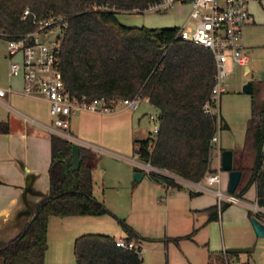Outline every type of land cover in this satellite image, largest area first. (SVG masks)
I'll use <instances>...</instances> for the list:
<instances>
[{
  "label": "trees",
  "instance_id": "obj_1",
  "mask_svg": "<svg viewBox=\"0 0 264 264\" xmlns=\"http://www.w3.org/2000/svg\"><path fill=\"white\" fill-rule=\"evenodd\" d=\"M158 0H0V31L18 35L33 28L22 18L28 8L38 16L61 14L69 25L61 44L60 68L65 85L79 99L95 97H147L157 112L158 132L134 141L140 161L198 181L211 167V137L217 127H226L218 113L205 110L216 72L211 52L177 35L178 26H127L118 11H142ZM251 111L244 143L232 150V168L241 172L233 195L242 197L255 184L256 201L264 206V81L252 82ZM7 125L0 121V132ZM72 141L51 134L48 168L49 193L40 202L19 233L0 246V264H44L47 229L52 216H101L110 214L104 200L94 194L92 170L98 155L79 145V164L73 168ZM148 177L161 184L183 188L163 173ZM191 194L196 192L190 191ZM229 202L207 209L216 219ZM262 219L261 212L249 213ZM119 222L137 246L115 244L106 233H83L74 238L75 264H142L140 240L145 238L124 220ZM179 237L173 238L177 240ZM247 260L239 264H249ZM239 253L224 252L216 264H229ZM191 264V263H185Z\"/></svg>",
  "mask_w": 264,
  "mask_h": 264
},
{
  "label": "crops",
  "instance_id": "obj_2",
  "mask_svg": "<svg viewBox=\"0 0 264 264\" xmlns=\"http://www.w3.org/2000/svg\"><path fill=\"white\" fill-rule=\"evenodd\" d=\"M253 9L248 6L252 21L245 27H250L254 23ZM188 21L189 14L185 23ZM164 24L178 26L175 23ZM244 46L247 47L245 44ZM0 69L4 71L5 77L0 87L9 88L5 95L0 97V121L7 125V130L0 132V245H2L19 233L35 208L48 196L51 133L45 128L50 121L47 100L22 94V78L8 74V60L5 54L0 57ZM125 109L127 108L110 112L80 110L76 112L78 114L76 119H73L76 114H72L69 129L76 138L75 142L95 151L98 158L101 157L98 150L115 152L117 149L127 148L130 145L129 132L132 128L130 116L132 115L119 113ZM217 155L218 152L215 150L213 159ZM219 164L220 162L216 166L211 164V167L217 170ZM92 175L94 180V168ZM145 175L144 173L142 178ZM220 175L223 182L224 176L222 173ZM226 179L227 173L225 181ZM144 185V221L149 223V218L152 220L158 216L166 224V238L179 237L177 240L173 239L179 246L180 241H188L185 242L184 247L180 246L181 259H176L172 264L188 262L197 264L196 260L205 259L207 264L211 262L216 264V259L225 252L227 247L237 246L248 249L252 245L256 248L262 246L256 244L259 236L254 232L250 222L249 213H255L251 208L255 199L250 202L239 197L241 202L236 205L246 206L247 212L241 206L236 207H240V212L235 211L233 207L223 208L216 219L208 220L206 208L217 204L213 192L200 191L191 194L186 188L167 190L161 183H156L149 177ZM225 186L227 188V184ZM99 191L100 188H94V194L101 198ZM148 208L151 209L149 214H147ZM109 210L112 212L111 209ZM262 215L263 218L260 221L264 223V213ZM103 216H52L48 223L47 239L50 255L53 256L48 263L45 260L44 264L52 262L65 264L72 253L74 238L88 233L85 224L91 219H98L95 223L99 224L101 229L95 231L99 233L110 234L115 238L127 236L122 226L117 222V224L107 222L106 218H99ZM145 222L144 230L135 224L127 223L145 238L140 240L141 247L143 241L145 246L157 244L160 241L159 237H149L148 230H152L153 225ZM236 222L242 226L238 230L234 228ZM107 223L109 229H103L104 225H108ZM203 228H206L205 232H201ZM262 248L264 249L263 246ZM246 260L247 254L243 252L239 253L238 257H232L230 263L239 264ZM142 264H144L143 258ZM165 264H169L167 260Z\"/></svg>",
  "mask_w": 264,
  "mask_h": 264
},
{
  "label": "built area",
  "instance_id": "obj_3",
  "mask_svg": "<svg viewBox=\"0 0 264 264\" xmlns=\"http://www.w3.org/2000/svg\"><path fill=\"white\" fill-rule=\"evenodd\" d=\"M175 2L190 5L189 23H184L177 30V35L185 41L206 47L215 61L214 84L210 99L204 105L206 111L217 113V98L223 91L222 78L229 74L228 66H247L249 55L242 40V31L252 21L248 10L249 0H158L148 4L144 11H165ZM143 11V10H142ZM30 18L33 28L18 35H8L0 31V39L5 41V57L8 60V74L22 78V94L41 97L48 102L50 121L45 128L51 133L72 142L76 138L69 132L70 116L80 110L92 112H110L120 108L135 109L148 98L135 94L132 97H95L90 101L79 99L65 85L60 68V51L69 22L61 14L38 16L26 8L22 18ZM6 90L0 87V97ZM147 119L155 121L151 131L152 138L158 132L159 122L156 114L147 113ZM218 129L211 137L212 150H217L220 157V139ZM211 153L210 161L213 159ZM141 170L163 173L173 182L192 192L211 191L216 197L217 206L223 202L238 203L240 198L221 188V168L206 173L202 179L191 181L165 169L152 166L148 162H138ZM170 190L167 184H162ZM214 185V186H212ZM254 212L264 213V206L257 204L256 198L251 204ZM117 246L133 249L137 243L133 239L116 238Z\"/></svg>",
  "mask_w": 264,
  "mask_h": 264
},
{
  "label": "rangeland",
  "instance_id": "obj_4",
  "mask_svg": "<svg viewBox=\"0 0 264 264\" xmlns=\"http://www.w3.org/2000/svg\"><path fill=\"white\" fill-rule=\"evenodd\" d=\"M178 3L175 2L172 7H169L165 11H137L135 9L118 11L116 17L120 23L127 26L166 27L164 23H175V25L181 27L188 17L190 6L187 3L179 5ZM248 6L251 9L254 8V12H252L254 14V23L250 27L243 29L242 40L247 46L245 50L249 55V64L247 66L235 65L227 67L229 74L222 78L221 82L224 89L217 98V113L227 124L226 127L218 126L221 149H236L244 143L245 130L251 111V96L250 93L242 91V86L249 80L254 84L264 81V0L250 1ZM5 46V41L0 39V57H3L5 54ZM4 79V71L0 69V83ZM119 113L132 115L130 116L132 118V128H130L129 132L130 145L127 148L117 149L115 152L98 150L101 157L97 158L93 167L94 185L96 189L100 188V197L104 199L105 204L112 211L110 214H104L103 217L99 218H106L107 222L112 224L118 223L120 226L119 219L124 220L126 223H130V225L135 224L144 230V184L147 182L148 177L145 173L146 175L139 181L132 180L133 169L138 166V162L140 161L134 150V136L145 138L152 131L155 121L147 119V113L156 114V109L149 102L142 101L137 108H127L121 110ZM76 116L78 114L73 119H76ZM69 132L74 135L70 129ZM214 153L215 149L213 150ZM218 162H220V157L217 155L211 164L216 166ZM221 173L224 176L223 182L221 181V188L222 190H227L225 186L227 184V179L225 181L227 172L221 170ZM241 198L245 201H254V183L249 184ZM237 206H241L247 212L248 208L246 206L236 205V203H229L224 209L233 207L235 211L240 212V207L236 208ZM150 210L149 208L147 209V214L151 213ZM96 220L98 219H91L86 222L87 228L85 229L88 230V233H99L95 231L96 229H101L99 224L95 223L98 222ZM148 222L153 225L152 230H148L150 231L149 237H159L160 241L150 246H145L144 241L142 242L140 253L143 263L165 264L167 260L169 264H172L176 259H181L180 246L184 247L185 242L188 241H180L179 246L176 241H173V238H166V224L158 216H155L152 220L149 218ZM234 226L237 230L242 227L237 222ZM105 228L109 229V224L104 225L103 229ZM205 230L206 228H203L201 232H205ZM115 236L117 235L115 234ZM256 244L264 247V236L258 237ZM262 246L256 248L252 245V247L248 248L249 264H264V249ZM47 249V253L45 251L44 262L46 260L48 263L53 255H50V248ZM206 261L207 259L196 260L197 264H207ZM51 264L55 263L52 262ZM65 264H75L73 245L72 253H70V257Z\"/></svg>",
  "mask_w": 264,
  "mask_h": 264
},
{
  "label": "water",
  "instance_id": "obj_5",
  "mask_svg": "<svg viewBox=\"0 0 264 264\" xmlns=\"http://www.w3.org/2000/svg\"><path fill=\"white\" fill-rule=\"evenodd\" d=\"M242 91L246 93H250L252 91V81L249 80L245 82L242 86ZM134 139L139 140L142 138H139L138 136L135 135ZM134 150L136 152L137 150L136 146ZM79 156H80L79 144L77 142H73L71 149V161L74 169L78 167ZM232 160L233 157H232L231 149L224 148L220 151V168L222 171L227 172V190L229 192H233L235 190L241 177L240 170L232 168ZM143 174L144 172L141 170V167L139 166L134 167L132 180L139 181L142 178ZM250 222L256 235L259 237L264 236V223L254 215L250 216ZM225 251L229 253H243L246 251V248L231 246V247H227Z\"/></svg>",
  "mask_w": 264,
  "mask_h": 264
}]
</instances>
